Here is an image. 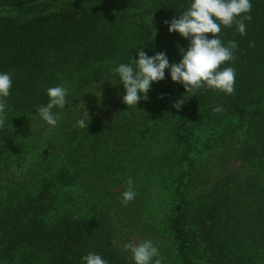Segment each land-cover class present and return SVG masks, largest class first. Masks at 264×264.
Listing matches in <instances>:
<instances>
[{
  "label": "trees",
  "instance_id": "16d2710c",
  "mask_svg": "<svg viewBox=\"0 0 264 264\" xmlns=\"http://www.w3.org/2000/svg\"><path fill=\"white\" fill-rule=\"evenodd\" d=\"M190 4L0 0V72L13 80L0 147L37 140L47 89H68L65 107L53 109L60 132L52 140L64 143L49 138L26 176L11 167L21 158H0V264H85L88 253L135 264L123 245L141 243L131 226L145 223L129 219L160 191L165 208L147 215L167 211L163 231L150 239L163 264H264V0H251L246 35L221 26L224 44H238L235 60L221 66L235 69L234 95L208 88L193 95L165 69L148 100L122 102L114 69L138 59V50L179 63L190 41L164 21ZM133 155L142 158L138 174ZM129 177L136 196L125 206Z\"/></svg>",
  "mask_w": 264,
  "mask_h": 264
},
{
  "label": "clouds",
  "instance_id": "9594fccd",
  "mask_svg": "<svg viewBox=\"0 0 264 264\" xmlns=\"http://www.w3.org/2000/svg\"><path fill=\"white\" fill-rule=\"evenodd\" d=\"M252 10L251 0H191L190 7L179 18H173L168 24V31L178 32L183 38L189 39L187 50L183 49L179 63H170L165 52H158L149 56L145 51L138 50V59L131 63H121L114 69L123 84L125 95L122 102L127 107H137L138 102L148 100V92L153 82L165 79V69L170 70L171 79L182 84L186 92L193 95L200 88L221 91L226 95L235 94V69L221 66L234 61V50L238 47L236 41H228L227 45L220 38L222 27L237 26L241 35H246L245 20L250 21ZM239 18V19H238ZM212 34L209 38L206 34ZM156 34V32H155ZM155 36V35H154ZM154 38V37H153ZM135 65V67H133ZM12 74L0 72V127L5 123L6 100L11 93ZM48 102L37 108L40 118L48 125L55 127L59 114L54 108L63 109L67 103L68 89L62 86L47 89ZM184 99L177 100L173 107L180 109ZM214 112L222 109L216 107ZM88 122L83 119L77 121L81 129L88 128ZM128 188L122 193L121 203L129 204L135 199L131 177L126 181ZM124 250L130 251L135 264H163L159 249L151 240H144L139 244L125 243ZM85 264H108L101 255L88 253L82 257Z\"/></svg>",
  "mask_w": 264,
  "mask_h": 264
},
{
  "label": "rangeland",
  "instance_id": "374dc122",
  "mask_svg": "<svg viewBox=\"0 0 264 264\" xmlns=\"http://www.w3.org/2000/svg\"><path fill=\"white\" fill-rule=\"evenodd\" d=\"M150 100V99H149ZM34 120V119H33ZM160 122V121H159ZM39 124L36 125V130L37 132L40 131V134L38 135L37 140H32V139H15L14 141L11 142V144H7L8 146L5 148L0 147V158H3L5 156H11L13 155V161L16 160V158H21L22 162L20 163H14L12 162L11 167L14 168L16 171H18L19 176H26L28 171L33 170L32 165L39 159V157L45 152V150L48 148V140L49 138L52 140L53 138H56L57 134L60 132V130H53L52 126H49L48 128H45L47 123L45 122H38ZM151 126L153 125V121H150ZM44 127V129H42ZM162 128H164V125H162ZM155 131V130H154ZM153 130L150 127L149 128V134H152ZM54 136V137H53ZM62 138V136H60ZM54 141V146H57L60 143L64 142H57V140H52ZM2 149V150H1ZM134 153L136 150L133 151ZM138 152V151H137ZM133 169L134 171L139 172L141 169L142 165V158L140 159V156L135 157L133 155ZM52 164H55V161L52 159ZM25 178V177H24ZM20 179V178H19ZM157 193V191H156ZM162 193L161 191L156 194V197H152L153 202H150L152 205L145 206L140 208L141 216H136L134 220L131 218L129 219L131 222L142 218L145 225H132L131 227L133 229H136V234H138L139 239H135L134 236H131L133 240H138L143 242L144 240H150L152 237H155L160 231H163V219L164 215L167 212L166 210H160L157 209L155 211V220H151L149 218V215H147L148 210L151 211L153 208L152 206L155 207V205L162 206L165 208V203L163 199H158V197H161ZM163 197V196H162ZM139 217V218H138ZM134 231V230H133ZM142 232V233H141ZM140 235V236H139Z\"/></svg>",
  "mask_w": 264,
  "mask_h": 264
}]
</instances>
